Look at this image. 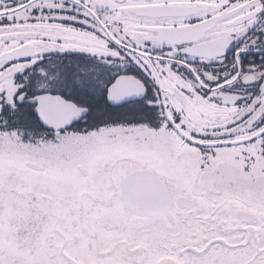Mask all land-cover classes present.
Instances as JSON below:
<instances>
[{
  "label": "snow or ice",
  "instance_id": "1",
  "mask_svg": "<svg viewBox=\"0 0 264 264\" xmlns=\"http://www.w3.org/2000/svg\"><path fill=\"white\" fill-rule=\"evenodd\" d=\"M0 264H264V0H0Z\"/></svg>",
  "mask_w": 264,
  "mask_h": 264
}]
</instances>
